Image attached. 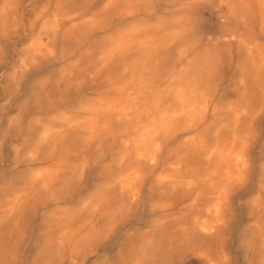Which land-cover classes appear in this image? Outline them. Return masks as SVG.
I'll list each match as a JSON object with an SVG mask.
<instances>
[{
	"label": "bare ground",
	"instance_id": "obj_1",
	"mask_svg": "<svg viewBox=\"0 0 264 264\" xmlns=\"http://www.w3.org/2000/svg\"><path fill=\"white\" fill-rule=\"evenodd\" d=\"M0 95V264H264V0H0Z\"/></svg>",
	"mask_w": 264,
	"mask_h": 264
},
{
	"label": "rangeland",
	"instance_id": "obj_2",
	"mask_svg": "<svg viewBox=\"0 0 264 264\" xmlns=\"http://www.w3.org/2000/svg\"><path fill=\"white\" fill-rule=\"evenodd\" d=\"M42 2L44 1V0H41ZM31 2H33V1H31ZM96 9H99V6L96 8ZM96 12H98V11H96ZM160 12V11H159ZM22 14V18H23V12L21 13ZM26 15V14H25ZM19 16H20V14H19ZM204 16H206V17H201L200 19H198L197 18V23H202V22H210V23H212V25H213V27H212V29L211 30H209L208 32H206V34H207V36H209V37H221V36H223L224 37V35L223 34H225V32H226V30H227V26H223V25H225L224 24V22H223V20H218L217 18H214L215 16H212V15H210V12H206L205 14H204ZM30 16H29V13H27V18L26 19H28ZM132 23H133V21H128L126 24H120V25H116L115 27H114V29H113V32H112V34L110 35L111 37H113L114 36V34L116 33V32H118L119 30H121V29H123V28H125V26H129V27H131L132 26ZM220 25L223 27H221V28H219L220 27ZM128 28V27H127ZM221 29H222V31H221ZM19 33V34H18ZM18 33H15V35H14V33H13V35H12V37H13V44L14 45H16V48L14 49V50H16V51H14V53H13V58H15V59H13V60H15V61H18L20 58H21V53L19 52L20 51V49H22L23 47H24V43L23 42H20V41H17L16 39L17 38H20V37H22V33H21V31H18ZM222 33V34H221ZM21 35V36H20ZM17 37V38H16ZM227 41H229V38L227 39ZM223 42V44L224 45H228V42ZM16 43V44H15ZM57 49H56V51H57V53L58 54H60V52H61V50H62V48H61V46L58 44V46L56 47ZM203 81V80H202ZM91 97H95V95H91ZM1 99H3V97L0 95V100ZM142 226V225H141Z\"/></svg>",
	"mask_w": 264,
	"mask_h": 264
}]
</instances>
